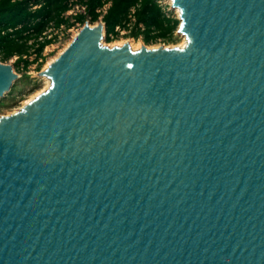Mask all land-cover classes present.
<instances>
[{"label":"water","instance_id":"obj_1","mask_svg":"<svg viewBox=\"0 0 264 264\" xmlns=\"http://www.w3.org/2000/svg\"><path fill=\"white\" fill-rule=\"evenodd\" d=\"M172 1L185 46L86 23L0 116V264H264V0Z\"/></svg>","mask_w":264,"mask_h":264},{"label":"trees","instance_id":"obj_2","mask_svg":"<svg viewBox=\"0 0 264 264\" xmlns=\"http://www.w3.org/2000/svg\"><path fill=\"white\" fill-rule=\"evenodd\" d=\"M109 2L103 15L108 34H117L116 27H126L131 17H135L137 26H145L146 40L150 41L153 30L159 31L157 36L165 37L173 33L179 22L168 17L157 0H0V54L3 59L18 56L23 60L34 49L37 57L41 56L44 48L56 38L45 34L51 23L56 28L64 25L68 29L75 22L83 23L88 14L92 21H97L102 15L99 9ZM35 5L38 7L33 8ZM74 5L86 7V11L74 15L72 22V16L66 13Z\"/></svg>","mask_w":264,"mask_h":264},{"label":"rangeland","instance_id":"obj_3","mask_svg":"<svg viewBox=\"0 0 264 264\" xmlns=\"http://www.w3.org/2000/svg\"><path fill=\"white\" fill-rule=\"evenodd\" d=\"M162 9L166 12L167 16L171 19H178L179 22L173 30L171 35L162 37L157 36L158 30H153L150 33V41H147L145 34V26L140 24L136 25V18L131 17L126 27H116L117 34H108L105 31L104 43L106 45L114 46L118 45V42L129 43L131 46L137 45L138 47L133 49H140L143 45L149 48L158 47H174L181 46L184 41V35L179 32V27L181 24L180 14L177 9L173 7L172 0H157ZM110 5V3L108 4ZM36 8V5L33 6ZM109 7L105 5L100 8L102 11L101 17L97 21H92L91 16L88 14L86 20L83 23L75 22L70 28L66 29L63 25L60 28H56L54 23H51L50 28L45 32L47 36L56 37L54 42L47 45L42 51L41 56L37 57L34 49H32V54L30 56H25L23 60H19L18 56L11 57L9 59H3V54H0V61L13 65L14 70L20 75V78L14 81L13 86L5 95L0 99V116L9 115L17 110L21 109L25 102L33 97L36 93L42 90L46 85V80L44 77L40 76L39 73L47 68L48 62L58 56L60 52L72 42L76 34L85 26L86 23L96 25L103 21V15L107 12L106 9ZM86 7L81 5H74L72 12L66 13L67 16H72L71 21L74 22V15L77 13H85ZM141 31H139V28ZM154 29V28H153ZM42 39V38H41ZM30 41V43H32Z\"/></svg>","mask_w":264,"mask_h":264},{"label":"bare ground","instance_id":"obj_4","mask_svg":"<svg viewBox=\"0 0 264 264\" xmlns=\"http://www.w3.org/2000/svg\"><path fill=\"white\" fill-rule=\"evenodd\" d=\"M177 9V11H178V13L180 14V9L179 8H176ZM180 16V15H179ZM76 35H78V34H76ZM75 38V37H74ZM73 38V39H74ZM123 44V42H118V45H122ZM187 44V38H186V36L184 35V41H183V43L181 44V46L183 47V46H185ZM70 45V43L60 52V54L68 47ZM132 47L133 48H136V47H138L137 45H132ZM60 54H58V56L60 55ZM57 56V57H58ZM57 57H55L54 59H52L50 62H48V64L46 65L47 67L55 60V59H57ZM44 77V79L46 80V85H45V87L42 89V90H40L38 93H36L33 97H31L30 99H28L26 102H25V105L27 104V103H29L32 99H34L37 95H39L40 93H42L44 90H46L49 86H50V84H51V81H50V79L48 78V77H46V76H43Z\"/></svg>","mask_w":264,"mask_h":264},{"label":"built area","instance_id":"obj_5","mask_svg":"<svg viewBox=\"0 0 264 264\" xmlns=\"http://www.w3.org/2000/svg\"><path fill=\"white\" fill-rule=\"evenodd\" d=\"M110 3V2H109ZM109 3H107L106 5L109 7L110 5H108ZM36 7H38V5H36ZM107 10V9H106ZM72 12V9L70 10ZM69 12V11H68ZM73 13V12H72Z\"/></svg>","mask_w":264,"mask_h":264}]
</instances>
